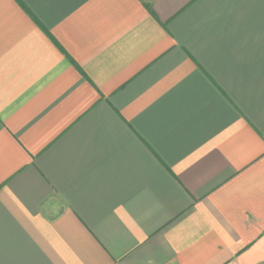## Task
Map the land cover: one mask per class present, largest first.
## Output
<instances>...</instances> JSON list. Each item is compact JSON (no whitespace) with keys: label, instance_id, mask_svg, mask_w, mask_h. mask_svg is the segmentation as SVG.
<instances>
[{"label":"crops","instance_id":"0c3cea01","mask_svg":"<svg viewBox=\"0 0 264 264\" xmlns=\"http://www.w3.org/2000/svg\"><path fill=\"white\" fill-rule=\"evenodd\" d=\"M0 264H264V0H0Z\"/></svg>","mask_w":264,"mask_h":264}]
</instances>
